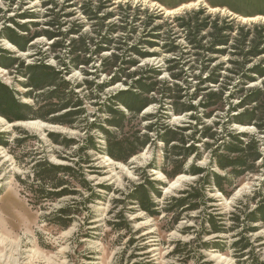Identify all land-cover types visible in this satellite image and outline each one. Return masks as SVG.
<instances>
[{
    "label": "rangeland",
    "instance_id": "1",
    "mask_svg": "<svg viewBox=\"0 0 264 264\" xmlns=\"http://www.w3.org/2000/svg\"><path fill=\"white\" fill-rule=\"evenodd\" d=\"M0 83V264H264V0H0Z\"/></svg>",
    "mask_w": 264,
    "mask_h": 264
},
{
    "label": "trees",
    "instance_id": "2",
    "mask_svg": "<svg viewBox=\"0 0 264 264\" xmlns=\"http://www.w3.org/2000/svg\"><path fill=\"white\" fill-rule=\"evenodd\" d=\"M76 47V53L81 52L83 48L87 47V41L81 40V42H75ZM118 60V59H117ZM22 68H24L25 72L28 73L31 87L36 88L38 90H44L46 87H51L53 84H55V78L58 76L56 72L48 67V66H35V67H26L24 63L22 64ZM53 78H52V77ZM55 86V85H54ZM142 89H145L146 87L141 86ZM147 89V88H146ZM258 95H255L254 98H257ZM123 105L129 110V111H137L139 112V109L141 107H145L149 104V101L141 95H128L125 97H122ZM213 100L216 102H221L222 98L219 94H213L211 96ZM31 111L30 107L21 105L19 102L16 101V99L13 96V92L6 87L5 85L0 83V115L5 116L8 118L9 114H14V118H22L23 113H28ZM254 116L248 115L245 118H250V121H254ZM115 124H118L119 126L121 124L120 122H116ZM1 137V136H0ZM0 142L3 143V141L0 139ZM130 145V144H129ZM241 152H246L241 151ZM113 156L116 157L113 153ZM41 167L38 171V179L42 182H47L53 186L54 189H58V187L63 186V181L59 179L60 175H63L67 172V169L62 167H56L54 165L46 164ZM143 199H145V195H141ZM148 202H142L143 206H146Z\"/></svg>",
    "mask_w": 264,
    "mask_h": 264
}]
</instances>
